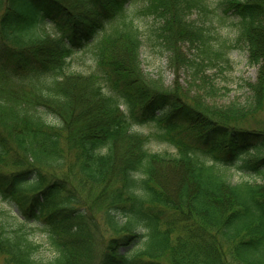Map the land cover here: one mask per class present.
I'll return each mask as SVG.
<instances>
[{
	"label": "trees",
	"instance_id": "obj_1",
	"mask_svg": "<svg viewBox=\"0 0 264 264\" xmlns=\"http://www.w3.org/2000/svg\"><path fill=\"white\" fill-rule=\"evenodd\" d=\"M217 7L258 67L224 107L201 95L229 66L213 28L189 19L205 0H0V199L16 212L0 223L4 264H264V122L241 124L264 111V0ZM141 17L198 92L144 82ZM85 49L94 66L72 71Z\"/></svg>",
	"mask_w": 264,
	"mask_h": 264
},
{
	"label": "rangeland",
	"instance_id": "obj_2",
	"mask_svg": "<svg viewBox=\"0 0 264 264\" xmlns=\"http://www.w3.org/2000/svg\"><path fill=\"white\" fill-rule=\"evenodd\" d=\"M219 0H205L207 3L210 13L207 14L206 18L199 12L195 11L189 16L190 20H197L199 18L204 20L205 25L213 28L215 31V39L211 41L212 45L222 44L224 46V52L229 61V66H223L222 69L216 68L215 70L207 71V75L212 80V93L207 96V94L202 93L206 102L205 104L215 105L219 107H224L231 102L243 103L249 93L245 87L246 82H254L257 75V66L248 63V53L246 45L237 41V25L238 19L232 15H223L217 7ZM218 14H222L223 19L219 17ZM142 36V46L140 48V69L142 72V78L145 80L146 84L152 87H156L158 91L168 92L173 88L179 87L183 90L191 89L193 92H198L200 89L194 86L190 82L191 76L187 73L185 68L181 69L180 65H174L170 60L171 54L164 46L162 47L158 42L154 40L153 31L157 26V21L151 17H141L138 21ZM182 43L184 45H182ZM189 43L181 42L176 43L177 47H180V52L185 56H191L195 51L188 45ZM117 48H119L117 46ZM73 64L71 66L72 71L87 73L90 71V67L94 66L92 54L88 49L85 51H79L74 55ZM151 87V88H152ZM155 88V89H156ZM200 92V91H199ZM113 94V93H111ZM121 108L124 107V101L120 98L117 99ZM264 122V111L256 113L251 119H247L241 122L243 125L254 126L255 121ZM150 147L156 150L154 144ZM162 146L159 149L162 150ZM9 166H1L0 170L4 172H9ZM160 173L168 172L169 169L165 168V165L159 166ZM184 177L183 173H180L179 182L182 183ZM230 177L233 182L240 181L245 176H241L234 170L230 171ZM258 181V179L256 180ZM16 212L14 207L7 202L0 199V223H4L5 227L10 229L16 223L15 220ZM29 231L33 233L31 239L37 243L41 244V248L34 255L39 260L47 261L53 257V253L47 244L46 238L39 235V229L37 226L32 225L29 227ZM0 264H4L3 258L0 255Z\"/></svg>",
	"mask_w": 264,
	"mask_h": 264
},
{
	"label": "bare ground",
	"instance_id": "obj_3",
	"mask_svg": "<svg viewBox=\"0 0 264 264\" xmlns=\"http://www.w3.org/2000/svg\"><path fill=\"white\" fill-rule=\"evenodd\" d=\"M173 177H176V174H175V173H173ZM171 186H173V187H174V184H173V183H171Z\"/></svg>",
	"mask_w": 264,
	"mask_h": 264
}]
</instances>
